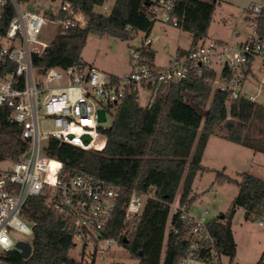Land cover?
<instances>
[{
    "label": "trees",
    "instance_id": "1",
    "mask_svg": "<svg viewBox=\"0 0 264 264\" xmlns=\"http://www.w3.org/2000/svg\"><path fill=\"white\" fill-rule=\"evenodd\" d=\"M71 1L83 11L86 24L58 34L41 54L34 55L33 64L39 72L86 66L82 52L92 33L129 39L139 31L149 34L155 23L144 0H116L105 13L95 10L103 0ZM218 1H179V27L190 32L191 48L207 38ZM254 19V31L264 39V9ZM8 21L9 15L4 23ZM149 56L154 60L155 52L150 50ZM109 75L115 81L119 79ZM217 75L211 67H195L179 83L160 86L147 106L139 103V91H130L115 107L111 126L104 129L107 141L100 151L83 150L54 139L45 148L46 154L62 162L63 176L87 171L122 188L103 235L115 238L137 260L135 264H179L186 253L193 223L181 218V209L169 218L171 207L183 185L188 189L184 209L188 211L195 200L191 185L198 173L208 170L203 155L211 136L264 153V105L246 96L231 98L227 91L215 89ZM20 131L21 127L9 122L6 109L0 107L2 156L17 160L27 151L29 144ZM238 174L240 180L216 170L218 184L236 182L239 190L229 209L207 222L220 251L229 257L228 264L234 263L237 250L232 227L237 209H244L246 219L264 217V179L247 171ZM133 190L149 198L141 213L128 218L126 207ZM48 198V192L30 197L23 209L26 220L34 224L31 255L24 258L11 250L3 256V264H95L71 254L76 245L69 219L49 206ZM169 219L171 228L165 244ZM262 261L263 255L257 264Z\"/></svg>",
    "mask_w": 264,
    "mask_h": 264
},
{
    "label": "built area",
    "instance_id": "2",
    "mask_svg": "<svg viewBox=\"0 0 264 264\" xmlns=\"http://www.w3.org/2000/svg\"><path fill=\"white\" fill-rule=\"evenodd\" d=\"M28 1L0 0V107L6 109L9 122L21 127V137L29 144L17 160L0 154V264L6 252L17 249L19 241L32 244L34 224L26 220L23 209L30 197L45 192L49 196L48 205L69 219L75 245H80L83 252L89 246L94 247L84 259L93 260L95 264H119L99 262L98 253L100 259L105 260L114 246H120L115 238L104 237L103 231L114 215L122 188L87 171L63 176L62 162L45 152L49 140L100 151L107 141L106 127L99 122L101 111L113 115L115 107L130 91L142 89L150 92V103L160 86L179 83L195 67L215 69L218 75L214 88L227 91L231 98L246 96L255 100L246 93L245 83L252 63L258 62L264 73V39L255 31L245 41L227 43L205 39L188 51L177 53L167 64L158 65L149 56L153 49L152 39L147 34L138 38V46L132 47L130 71L116 81L93 65H71L39 72L33 57L51 44L40 39L44 26L50 21L57 24L58 34H64L71 28L84 26L86 18L71 0H60L57 12L43 14L23 9ZM115 1L110 4L109 0H103L95 10L109 12ZM144 1L153 21L179 27L177 6L180 0ZM263 9L264 5L258 2L250 7L254 30V18ZM8 15L6 24L4 19ZM219 64L218 71L215 66ZM42 119H51L53 128L43 131ZM148 198V194L133 190L126 216L131 218L141 213ZM179 209L181 218L193 223L187 251L179 264H225L217 238L207 226V211L199 217L193 216L184 209L182 196L174 202L173 212ZM259 224L264 225V222Z\"/></svg>",
    "mask_w": 264,
    "mask_h": 264
},
{
    "label": "rangeland",
    "instance_id": "3",
    "mask_svg": "<svg viewBox=\"0 0 264 264\" xmlns=\"http://www.w3.org/2000/svg\"><path fill=\"white\" fill-rule=\"evenodd\" d=\"M113 1L109 0V3L111 4ZM256 2L264 5V0H219L206 39L219 38L227 43H232L237 38L244 39L245 36L252 34L254 32L252 26L253 14L249 9ZM60 5V0H29L23 5V9L38 14L45 12L55 13ZM57 34V24L49 21L44 26L40 39L51 43ZM146 36L147 33L144 31L134 33L129 39H122L108 34L92 33L89 35L83 49V59L88 66L93 65L108 74L122 76L131 69L132 47L139 45V37ZM148 36L152 39L151 48L155 52V61L158 65L167 64L172 57L176 56L178 49L188 48L192 43L190 32L159 21L154 23ZM215 67L219 71L221 64ZM249 81H251V77L248 78L247 84ZM246 93L253 95L255 97L254 101L264 105V80L262 79V74L259 75V80L253 81L250 90H246ZM149 101L150 92L147 89H142L139 95V103L142 106H147ZM206 114L207 108L203 111V115L205 116ZM99 122L102 126L109 127L113 122V115L106 111H101ZM261 124L264 125V123ZM40 127L43 131L51 130L53 128L51 119H42ZM254 133L259 135L258 132ZM234 147L238 150L236 153L235 150L233 151V162L235 165H231L228 168L215 167L217 163L215 161L216 151L214 144L209 147L205 162L208 170L198 173L191 185V193L196 198L188 211L193 216L199 217L204 211H207V220L220 216L229 209L233 198L238 193L239 187L236 182L217 183L216 170H221L238 180H240L238 172L243 171L250 172L264 179V153L254 152L241 144H234ZM187 193V186L183 185L177 197L182 196V198H185ZM173 207L174 203L172 204L169 218H171L173 213ZM260 221L264 222L263 216L246 219L243 208H238L235 212L232 220L234 238L237 244L234 263L257 264L261 259L264 253V225H259ZM170 228L169 219L165 244ZM89 251H94V247L89 246L88 250L83 252V248L77 245L71 254L76 258L82 259L85 255H89ZM98 256V261L104 263L113 261L119 264H135L137 262L122 246H114L106 254L105 260L100 259V253H98ZM228 261L229 257H223V263L226 264Z\"/></svg>",
    "mask_w": 264,
    "mask_h": 264
},
{
    "label": "crops",
    "instance_id": "4",
    "mask_svg": "<svg viewBox=\"0 0 264 264\" xmlns=\"http://www.w3.org/2000/svg\"><path fill=\"white\" fill-rule=\"evenodd\" d=\"M253 35H254V32L252 34L248 35V36H245L244 39L237 38V40H235V41H245V40L251 38ZM216 40H220V41L225 42V40H222V39H219V38H216ZM190 48H191V45L188 48H185V49H181L180 48V49L177 50V53H180V51L189 50ZM154 60H155V58H154ZM261 74H262V79L264 80V73H263L262 69L260 68L259 63L258 62L252 63L249 66V68H248V76H247V80H246V83H245V89L249 91L250 88H251V85L253 84V81L259 80V75H261ZM114 75H116V74H114ZM118 76H120V75H118ZM249 77H251V81H249V83L247 84V81H248ZM213 144H214V149L216 151L215 161H216L217 164H216L215 167L228 168L231 165H235L234 162H233V151L235 150V153L238 151L234 147V144H237V143H234V142H232V141H230V140H228V139H226L224 137L213 135V136L210 137L208 145H207V147L205 149V152H204V155H203V164L205 166H207L205 164L207 151H208L209 147L211 145H213ZM216 169H218V168H216Z\"/></svg>",
    "mask_w": 264,
    "mask_h": 264
},
{
    "label": "water",
    "instance_id": "5",
    "mask_svg": "<svg viewBox=\"0 0 264 264\" xmlns=\"http://www.w3.org/2000/svg\"><path fill=\"white\" fill-rule=\"evenodd\" d=\"M15 251H17L22 257L27 258L32 253V244L26 241H19Z\"/></svg>",
    "mask_w": 264,
    "mask_h": 264
}]
</instances>
